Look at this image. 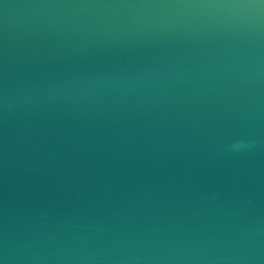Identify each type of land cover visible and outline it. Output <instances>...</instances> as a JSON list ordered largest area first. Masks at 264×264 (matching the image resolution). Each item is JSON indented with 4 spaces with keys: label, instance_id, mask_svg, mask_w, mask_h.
<instances>
[{
    "label": "water",
    "instance_id": "95a60500",
    "mask_svg": "<svg viewBox=\"0 0 264 264\" xmlns=\"http://www.w3.org/2000/svg\"><path fill=\"white\" fill-rule=\"evenodd\" d=\"M149 2L0 0V264H264V30Z\"/></svg>",
    "mask_w": 264,
    "mask_h": 264
},
{
    "label": "clouds",
    "instance_id": "9594fccd",
    "mask_svg": "<svg viewBox=\"0 0 264 264\" xmlns=\"http://www.w3.org/2000/svg\"><path fill=\"white\" fill-rule=\"evenodd\" d=\"M45 5L44 8H55ZM91 9L123 10L118 23L128 29L217 28L234 33L264 30V0H157L149 3L102 4Z\"/></svg>",
    "mask_w": 264,
    "mask_h": 264
}]
</instances>
